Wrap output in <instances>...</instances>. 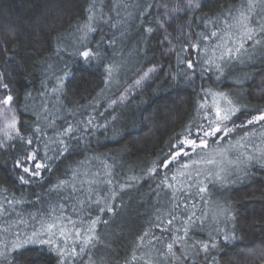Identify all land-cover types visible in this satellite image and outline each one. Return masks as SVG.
I'll list each match as a JSON object with an SVG mask.
<instances>
[{
    "label": "trees",
    "instance_id": "1",
    "mask_svg": "<svg viewBox=\"0 0 264 264\" xmlns=\"http://www.w3.org/2000/svg\"><path fill=\"white\" fill-rule=\"evenodd\" d=\"M200 2L195 11L173 13L170 0H0V81L8 84L0 87V100L13 97L17 119L14 131L0 135L5 144L0 148V251L7 256L0 264L264 261V167L237 162L264 150V122L247 124L264 112V44L248 41L243 55L221 61V40L211 32L223 34L227 10L247 0ZM156 5H167V16ZM256 11L254 19L261 22L264 11L259 6ZM85 23L96 30L81 41L77 27ZM224 43L231 46L227 37ZM77 48L98 55L87 61L70 55ZM153 66L157 71L121 101ZM224 97L239 109L220 124L232 131L207 137V149L163 167L161 161L189 130L195 139L200 128L219 122L217 108L229 107ZM33 151L35 160L26 159L25 166L35 171L36 164L44 165L36 176L16 166ZM208 159L216 164L205 163ZM221 168L223 179L217 181L214 174ZM61 181L65 185L57 188ZM200 187L207 191L199 192ZM193 212L187 252L177 245L181 258L166 259V245L183 235ZM54 217H60L57 228L63 227L65 236L54 229L51 245L12 248ZM93 220L98 223L89 233ZM93 234L99 238L95 246L80 254L84 237ZM225 234L235 239L225 241ZM200 242L208 243V252ZM73 248L76 254L69 255Z\"/></svg>",
    "mask_w": 264,
    "mask_h": 264
},
{
    "label": "snow or ice",
    "instance_id": "2",
    "mask_svg": "<svg viewBox=\"0 0 264 264\" xmlns=\"http://www.w3.org/2000/svg\"><path fill=\"white\" fill-rule=\"evenodd\" d=\"M157 7H162L165 9V16H167V5H156ZM201 2L200 0H186V5L185 7H175L171 11L173 13H183L186 10L188 11H195L196 9L201 8ZM261 8V11H264V0H247L246 4H242L239 9H228L227 10V15L223 16V24L225 25V29L223 34L218 35V31H212L211 32V37H218L221 40V43L217 45L218 48L221 49L219 59L221 61H224L225 58L231 59L233 56H238V55H243L247 50L245 49V44L248 41L253 42V46L259 45V44H264V20L261 22L255 21L254 17L256 15H259L256 11L257 7ZM149 7H152V5H149ZM93 19V16L89 15L88 20L91 21ZM220 21H217L215 23H219ZM163 27V24H161ZM96 29L90 24V23H85L83 26H78L77 27V32L82 33L80 36V40L84 41L88 38V34L91 32H94ZM153 31L152 28H148L147 32L151 33ZM203 36V39L207 40L210 37L208 35L201 34ZM225 37L228 38V40L231 42V46L228 44L224 43ZM165 40H168V37H165ZM170 43V41H169ZM193 48L197 47V45H192ZM70 55H78L82 58H84L86 61L95 58L97 53H94L90 48H85L83 51H81L79 48L76 49L74 53H70ZM210 63L214 62V60L209 61ZM187 66L188 68L193 67L192 61H187ZM221 65H217V68L220 69ZM157 71V68L155 66L148 68L147 71L143 73L139 77V79L135 80L134 86H140L143 81L149 78L150 73H154ZM109 77H111V69L108 70ZM65 75H68V73H65ZM58 80L62 83L63 82V77H58ZM0 87H3L4 89H8V84L2 83L0 81ZM58 89H53V91H57ZM126 97L122 96L121 101H123ZM227 100V104L229 107L225 109H220L217 108L216 110V116L217 120L219 121L218 123L215 124L214 127L210 126L209 129L204 130L203 128H200L196 135V138H192L193 133L191 130H189L183 140L178 141V145L172 146L173 151L170 153V158H166L165 160L161 161V165L165 168L169 166L172 162L177 160L178 157L181 156H189L190 152L195 153L197 149H207L208 148V140L206 139L207 137H215L217 133L223 132L224 136H227L232 129L228 128L227 126H224L223 128L220 126L224 121H228L231 119L233 115L236 114L239 109H237L231 100H228L227 97H224ZM13 100V97L11 95L6 96L3 100H0V105H3V108H0V115L3 114L5 110H10V105ZM115 103V101H113ZM223 112V115L221 114ZM39 119V117H38ZM264 122V112H260V114L253 116L252 119L247 121V124H254V123H260ZM17 126V119L16 116L13 114L11 117V121L9 123V127L12 129H16ZM71 128H69L67 131L71 132ZM36 131H40L39 128L36 129ZM17 135L19 133L17 132ZM11 139V137H8ZM21 140H23V137H20ZM28 145H31L33 143L32 139H28L26 141ZM61 144L64 143V141H60ZM237 145L241 148L246 147V145L241 144L239 141H237ZM5 147L4 142L0 141V148ZM188 150H185V149ZM67 149L65 148V151ZM259 155L255 154H247L243 160H240L239 157H237V162L240 164H244L247 166L249 163H258L261 167H264V150L258 149ZM35 151L31 155H27L26 158L18 159L16 161V166L18 168H22L24 173L31 174L33 176L39 175V169L44 167V165L41 164H36L35 165V171L30 169L29 167L25 166L26 159L27 160H35ZM220 155H224V153H220ZM241 155H244L243 153ZM205 163L209 165H214L216 164V161L214 159H208L204 161ZM198 163L197 161H192V164L195 165ZM228 163H233L231 160L228 161ZM183 167L187 168L189 165L185 164ZM154 171V170H153ZM224 171L223 168L220 169V171L216 172L214 174V177L217 181H220L223 179L221 176V173ZM183 175V173H182ZM190 175V174H189ZM199 175V172L197 173ZM210 175H212L210 173ZM20 180L23 183H28L29 181L24 178V176L19 177ZM175 179V177H173ZM65 181H61L59 185L56 187H62L65 185ZM169 188H173L172 184L168 185ZM73 191H75V188L73 186ZM175 189L173 188V195H175ZM207 188L206 187H200L199 192H206ZM11 203V202H9ZM83 203V202H81ZM61 209L63 208V205L60 206ZM0 210H2V206H0ZM109 211H112L111 208L108 209ZM103 211V209H101ZM225 212L228 210L225 209ZM193 217H195V213L193 212L192 215L187 217V220L185 221L186 227L183 230V235H175L170 243L166 245L167 252L164 253V256L166 259H171V260H179L181 257L176 256V251H174V247L177 245L185 246V253L187 252V247H186V240L185 238L188 236V232L190 230V227L195 223ZM60 219V217H54L51 219V222H41V231H33L31 236H29L27 239L23 240L22 242H15L12 244L13 249H19L23 247L25 244L29 243H39V244H47L51 245L54 240L53 237L56 235V231H53L56 229L59 231L61 236H65V230L63 227L57 228V223L56 221ZM176 219V217L173 215L171 219L167 221L169 225L173 223V221ZM197 220H200V217H196ZM23 222V221H21ZM98 223V220H93L92 225L93 227H90L88 229L89 233H94V226L95 224ZM104 223H107L105 221ZM177 232L180 230L177 229ZM76 236H80L81 233L79 230L76 231ZM148 233H145L144 236H147ZM47 236V239H44L43 237ZM144 236H141L140 239L143 241ZM99 238L97 236L93 235H86L83 239L82 245L79 249V253L83 254L85 252V248L87 246H92L94 247V241H97ZM230 239H235L234 234H225L224 240L229 241ZM212 248L216 247V244L213 243L211 245ZM200 248L204 252H208L209 250V245L206 242H200ZM195 251V249H193ZM57 251L60 253L61 256H64L65 253L61 251L59 248ZM182 253L181 256L183 259H188L189 257L185 254ZM76 254V249L73 248L72 252L69 253V255ZM198 255L199 253L196 252ZM0 257H3L4 259H7V256L5 252L0 251ZM135 259V257H133ZM145 264H152L151 260L145 261Z\"/></svg>",
    "mask_w": 264,
    "mask_h": 264
},
{
    "label": "rangeland",
    "instance_id": "3",
    "mask_svg": "<svg viewBox=\"0 0 264 264\" xmlns=\"http://www.w3.org/2000/svg\"><path fill=\"white\" fill-rule=\"evenodd\" d=\"M174 3V5L169 8L168 10H171L175 7H185L186 5V0H170ZM143 83V82H142ZM137 87L139 86H133L123 95L124 97H127L129 94H131L133 92V90H135ZM3 105H0V108H3ZM11 111L10 110H5L3 112L2 115H0V135H8L10 134L12 131H14L15 129H12L9 127V123L11 121V117L14 114L15 115V111L13 109L12 104L10 105ZM187 149V148H186ZM220 153V152H219ZM264 260V259H263ZM261 264H264V261L261 262Z\"/></svg>",
    "mask_w": 264,
    "mask_h": 264
}]
</instances>
